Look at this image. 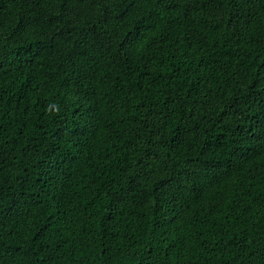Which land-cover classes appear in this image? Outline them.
Wrapping results in <instances>:
<instances>
[{
    "label": "trees",
    "instance_id": "trees-1",
    "mask_svg": "<svg viewBox=\"0 0 264 264\" xmlns=\"http://www.w3.org/2000/svg\"><path fill=\"white\" fill-rule=\"evenodd\" d=\"M0 264H264V0H0Z\"/></svg>",
    "mask_w": 264,
    "mask_h": 264
}]
</instances>
